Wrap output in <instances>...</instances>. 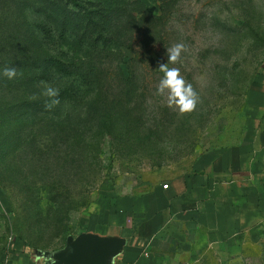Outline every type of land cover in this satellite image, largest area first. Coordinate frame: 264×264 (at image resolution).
<instances>
[{"label":"rangeland","instance_id":"1","mask_svg":"<svg viewBox=\"0 0 264 264\" xmlns=\"http://www.w3.org/2000/svg\"><path fill=\"white\" fill-rule=\"evenodd\" d=\"M108 1L132 20L122 53L71 109L50 70L66 0H0V264H52L82 235L119 240L120 264H264V0ZM166 64L191 111L157 92ZM11 105L34 112L6 128Z\"/></svg>","mask_w":264,"mask_h":264},{"label":"trees","instance_id":"2","mask_svg":"<svg viewBox=\"0 0 264 264\" xmlns=\"http://www.w3.org/2000/svg\"><path fill=\"white\" fill-rule=\"evenodd\" d=\"M80 2L82 1L66 0L68 7L63 12L62 32L57 37L53 29L50 35L53 46L61 45L56 43L59 40L62 41V46H65L59 59H51L50 70L62 76L65 85L62 95L73 104L71 109L75 107L76 101H79L77 104L80 107L86 104L87 100L81 95L94 92L93 89L100 83L95 57L99 54L108 55L115 52L121 54L123 32L122 29L119 30L120 22L132 23V20L128 21L126 12H113L115 7L113 2L103 0L101 5H97L96 0H84L85 3H90L88 5H93L90 10L83 8ZM130 5L144 7L140 0L132 1ZM122 80L128 81L123 74ZM22 108L23 105L22 107L11 105L5 109L7 111L4 113L6 117L3 123L6 128L26 118L30 112H34V109L30 111L32 109L29 106L24 112H20Z\"/></svg>","mask_w":264,"mask_h":264},{"label":"clouds","instance_id":"3","mask_svg":"<svg viewBox=\"0 0 264 264\" xmlns=\"http://www.w3.org/2000/svg\"><path fill=\"white\" fill-rule=\"evenodd\" d=\"M183 48L184 45L177 44L173 48L168 49V63L176 62ZM167 65L168 64L161 65L159 68L164 78L160 81L157 92L164 93L165 90H167L170 107L175 105L182 113L191 111L197 102L196 93L193 91L190 84H185L183 77H181L177 69L169 68ZM16 74L15 68H5L2 72V75L10 80L15 78ZM42 95L49 98V101L44 105L46 109L50 110L59 103L57 99L59 92L51 86L45 85Z\"/></svg>","mask_w":264,"mask_h":264},{"label":"water","instance_id":"4","mask_svg":"<svg viewBox=\"0 0 264 264\" xmlns=\"http://www.w3.org/2000/svg\"><path fill=\"white\" fill-rule=\"evenodd\" d=\"M119 250V240H103L92 235L76 239L69 237L65 248L58 254V260L52 264H109Z\"/></svg>","mask_w":264,"mask_h":264},{"label":"crops","instance_id":"5","mask_svg":"<svg viewBox=\"0 0 264 264\" xmlns=\"http://www.w3.org/2000/svg\"><path fill=\"white\" fill-rule=\"evenodd\" d=\"M253 162H255L256 164H259V165H264V152H254V157H253ZM258 177H261V178H264V169H262L261 171L255 173ZM252 177H254V175H252ZM264 188V185L262 186ZM122 249H120L117 254H115L112 258H111V261H114L116 262L117 264H120V254L122 253ZM110 261V262H111ZM56 262V260L54 261ZM53 262V263H54ZM78 264H85L84 262H79ZM110 264V263H109Z\"/></svg>","mask_w":264,"mask_h":264},{"label":"built area","instance_id":"6","mask_svg":"<svg viewBox=\"0 0 264 264\" xmlns=\"http://www.w3.org/2000/svg\"><path fill=\"white\" fill-rule=\"evenodd\" d=\"M168 188V186H165V189H167Z\"/></svg>","mask_w":264,"mask_h":264}]
</instances>
